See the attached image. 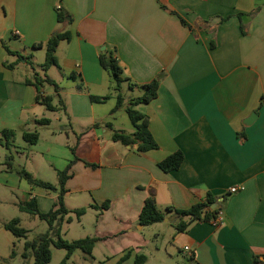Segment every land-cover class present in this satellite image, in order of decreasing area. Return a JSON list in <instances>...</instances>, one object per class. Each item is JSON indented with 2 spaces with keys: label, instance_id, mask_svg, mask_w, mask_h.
<instances>
[{
  "label": "crops",
  "instance_id": "0c3cea01",
  "mask_svg": "<svg viewBox=\"0 0 264 264\" xmlns=\"http://www.w3.org/2000/svg\"><path fill=\"white\" fill-rule=\"evenodd\" d=\"M57 32L71 34L56 51L61 78L48 74L52 67L46 72L58 90L39 89L34 75L44 76L37 68ZM105 51L119 61L131 92L158 80L157 97L135 108L148 117L158 149L139 153L112 140L113 130L134 133L126 112L134 99L121 93L117 107L100 64ZM39 93L58 110L48 111ZM253 113L256 120L245 125ZM53 123L58 132L50 131ZM6 130L27 144L16 151L29 162L22 170L44 183L57 180L43 202L42 191L29 192L26 201L35 198L42 213L58 200V173L73 162L64 205L87 211L66 216L72 221L61 233L76 220L86 232L78 240L98 239L80 264H117L126 255L122 264L140 256L144 264H252L264 256V0H0V133ZM25 133L38 142L28 144ZM176 152L182 166L162 171L159 163ZM209 196L216 218L179 231L189 218L167 208L188 210ZM150 197L165 218L143 227ZM106 202V210L92 207Z\"/></svg>",
  "mask_w": 264,
  "mask_h": 264
},
{
  "label": "trees",
  "instance_id": "16d2710c",
  "mask_svg": "<svg viewBox=\"0 0 264 264\" xmlns=\"http://www.w3.org/2000/svg\"><path fill=\"white\" fill-rule=\"evenodd\" d=\"M65 21L64 13L60 12L58 14V22L62 23ZM71 39V34L69 32H57L54 34L45 44L46 48V58L41 65L42 71L45 73L44 76L34 75L33 84L37 88H42L45 86L53 87L56 91L58 86L54 80L46 75V72L53 66L57 65L56 51L61 41H69ZM100 64L102 68L110 75L113 84V90L117 94V107L119 108L123 104V98L121 96L122 84L123 82H130V80L123 75V69L119 64V61L114 57V54L111 52H103L100 56ZM132 86V84H130ZM158 80H154L151 83H148L143 86L144 94L131 101L130 106L127 108L126 112L130 121L132 122L135 131L134 133H127L124 131L113 130L112 131V140L114 142L121 143L125 146H130L135 149L136 152L145 153L152 150L158 149L156 141L153 139L150 130H149V120L148 117L137 111L135 106L139 104H149L157 97L158 93ZM106 98L91 97L93 102H101ZM38 102L46 107L48 111H56L57 107L53 105V98L50 96H44L43 93H39L37 97ZM50 121L48 119H42L39 121L41 125H48ZM112 129L111 125H108ZM6 140L9 142L14 139V131H2L0 133ZM24 140L31 145H34L38 142V135L35 133H25L23 135ZM9 147V143H7ZM72 152H75V149L72 148ZM184 161V156L181 152H176L163 161L159 163V168L166 172L170 173L178 170ZM73 163V162H72ZM71 163V164H72ZM70 164V166H71ZM63 172L58 173L59 177V197L53 208L47 212L42 213L39 210L38 203L35 198H32L28 201H25L19 204V209L30 215L38 217L40 220L45 221L48 224V231L42 235L38 240L33 242H27L25 245L26 250H31L34 256V264H49L52 259L51 248L61 249L66 251V255L60 264H67V261L72 257L76 251H81L85 256H91L98 239L96 238H85L75 240L73 242H68L61 237V226L66 220V216L73 213L77 219H80L87 211L86 208H80L77 210L69 211L64 205V194H65V183L68 179L69 168ZM19 176L24 179L29 185L37 186L44 188L50 191H56L53 185L49 183H44L38 180L33 179V177L24 170L19 172ZM216 203V200L210 196L206 198L205 201L197 203L188 210H175L172 207H168V211H173L180 218H189L187 223H180L177 226L179 231L185 229L188 224L200 221H211L216 218V215L219 213L217 209L212 210L211 206ZM93 208L106 210L109 208V202L104 203L102 206L98 207L96 205L92 206ZM163 212L158 208L156 200L154 197L148 198L143 205V208L140 213L139 223L143 227L151 226L157 223H161L164 220ZM72 221L71 218L66 220L67 223ZM20 223L19 219H13L7 223L4 227L7 231L11 232L14 236L22 238L26 237L27 231L18 227ZM127 257L124 256L117 264H122V262ZM146 257L140 256L136 258L135 264H144ZM252 264H264V256H256Z\"/></svg>",
  "mask_w": 264,
  "mask_h": 264
},
{
  "label": "rangeland",
  "instance_id": "374dc122",
  "mask_svg": "<svg viewBox=\"0 0 264 264\" xmlns=\"http://www.w3.org/2000/svg\"><path fill=\"white\" fill-rule=\"evenodd\" d=\"M43 62L44 59H42L41 63L43 64ZM37 72L41 75L45 74L42 69L40 70L39 68H37ZM48 74L57 79L61 78V74L59 73L57 67H52ZM46 90L48 92L52 91L50 87H46ZM121 93L124 99L128 102L131 99L141 97L144 94V91L140 90L139 93L131 92L128 82L125 81L122 84ZM49 117H53V114L50 113ZM52 127L54 128L50 130L51 132L59 131L58 123H53ZM63 139L65 142L67 141L66 137ZM7 141L8 140L4 137H2V140L0 141V264H34L35 260L33 253L31 250H26L25 245L27 242L36 241L44 235L48 231V224L36 216L22 212L19 209V204L28 199L29 192L38 193L39 191H42L43 197L40 195V200H42L41 198L47 199L48 193L54 195V192L44 188L39 189L36 186L28 185L25 181L23 182V185H14L12 180L16 177L21 178L19 176V172L29 166V162L26 160L25 155L16 153V151L21 153L24 152V147H26L27 144H25L21 138H19L17 142L13 139L9 142ZM7 143H9V147H7ZM14 145L15 148L13 150L11 148ZM12 158L13 162L11 161ZM29 160H32V156H30ZM47 178H49V176ZM49 183L56 185L57 180L51 179ZM72 199H74V197ZM13 219L20 220L18 227L27 231L26 237H16L5 229L4 226ZM88 219L89 222L94 221V218L91 216ZM81 227L82 226L75 220L70 225L71 230L69 233L62 231V239L68 242L78 240V238L86 234V232H83V228ZM51 252L52 259L49 264H60L66 255L65 250L56 249L54 247L51 248ZM85 257L86 256L81 251H76L67 264H80Z\"/></svg>",
  "mask_w": 264,
  "mask_h": 264
},
{
  "label": "water",
  "instance_id": "95a60500",
  "mask_svg": "<svg viewBox=\"0 0 264 264\" xmlns=\"http://www.w3.org/2000/svg\"><path fill=\"white\" fill-rule=\"evenodd\" d=\"M256 118H257V115L255 113H253L250 117H248V119H246L244 121V124L245 125H251L256 120ZM212 207H213V209H215L216 205L214 204Z\"/></svg>",
  "mask_w": 264,
  "mask_h": 264
},
{
  "label": "built area",
  "instance_id": "2783aa9c",
  "mask_svg": "<svg viewBox=\"0 0 264 264\" xmlns=\"http://www.w3.org/2000/svg\"><path fill=\"white\" fill-rule=\"evenodd\" d=\"M240 190H242V188ZM236 191H238V189H236V188L230 190L231 193H235ZM218 221L221 222L222 218L220 217ZM184 250L186 252H190V248L189 247H185Z\"/></svg>",
  "mask_w": 264,
  "mask_h": 264
}]
</instances>
